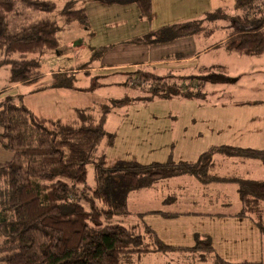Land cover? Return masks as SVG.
Returning a JSON list of instances; mask_svg holds the SVG:
<instances>
[{
  "label": "trees",
  "instance_id": "obj_1",
  "mask_svg": "<svg viewBox=\"0 0 264 264\" xmlns=\"http://www.w3.org/2000/svg\"><path fill=\"white\" fill-rule=\"evenodd\" d=\"M81 1L92 0H67L57 17L53 0H0V67H9L10 83L39 81L43 73L38 55L59 48L60 32L72 23L89 29L86 5H77ZM134 1L140 15L150 19L151 1ZM232 8L233 14L217 7L206 11L201 19L163 25L132 41L150 45L196 34L207 37L224 28L226 38L222 43L228 52L252 56L263 53L264 0H234ZM89 48L88 62L78 64V68H86L106 50ZM126 73L124 84L149 93L139 100L176 95L205 99L202 88L206 82L230 80L223 73L210 71L189 75V80L179 85L170 72L158 76L136 68ZM75 80V72H53L49 87L73 89ZM133 100L131 96L112 98L108 104H101L97 116L88 107L75 108V119L64 122L37 116L15 102L12 95L0 100V145L13 154L8 161L0 162V264H123L121 256L126 253L175 250L179 247L166 244L150 227L143 226L154 239V246L148 247L141 232L112 222V216L128 213V191L180 174L192 175L201 183L219 179L235 182L241 201L237 216L250 217L258 232L264 234V212L259 208L264 202V180L222 179L209 173L213 154L264 162V148L223 144L212 146L192 162L168 159L142 164L122 159L106 165L104 153L97 150L103 138L109 145L114 140V134L103 127L106 114ZM89 164L93 166V185L87 181ZM199 244L212 251L209 238L196 239L191 249ZM213 260V264H262L259 260L236 263L220 256Z\"/></svg>",
  "mask_w": 264,
  "mask_h": 264
},
{
  "label": "rangeland",
  "instance_id": "obj_2",
  "mask_svg": "<svg viewBox=\"0 0 264 264\" xmlns=\"http://www.w3.org/2000/svg\"><path fill=\"white\" fill-rule=\"evenodd\" d=\"M53 1L56 5V9L53 14L57 16L59 9L67 0ZM94 2H96V0L81 1L77 3V5L81 6L93 4L95 6ZM187 2L188 0H184V5ZM170 4L171 3L168 2V0L164 3L161 0H157L155 3V11L159 14L156 19L151 21V23L157 24L163 19L168 18V15L165 14L162 9L164 5H168L169 9H171ZM232 4L233 0H190V7L194 6L197 10L195 19L203 18V14L206 13V11L214 10L217 7H221L225 9L226 12L233 14L235 13V10L232 8ZM184 7L186 8L187 5ZM169 15L171 16L172 13ZM89 18L91 27L88 29V32L83 26H79L78 30L62 31L59 34V48L38 55L39 62H41L40 70L42 73L46 74L50 71L61 70V67H71L76 62L83 61L89 56V47L98 46L96 15H94L93 18L92 16H89ZM147 19L148 18L144 17L142 21L149 24ZM106 21L107 20L103 18L98 20L100 28L103 29L105 26H108L106 25ZM133 23H136V18H129V26L127 25V28L130 26L133 27ZM220 24L225 26L226 23ZM114 25L115 23L113 26ZM223 29H216L215 38L222 36L225 33ZM224 56H227V54H224ZM219 57L222 56L219 55ZM100 60L101 59L99 58L96 59L94 65L98 66ZM248 67L249 66L247 65V73L244 79H252L253 81H260L261 79H264L260 74L255 75L254 73L250 76ZM162 69L163 68L158 69L157 71H152L151 74L163 76L167 72ZM176 70L177 69L175 67H172L168 71L171 73V77H173L172 79L176 80L179 85L186 83L189 80V78H187L189 75L184 76L180 73L181 71ZM100 71L95 70L87 76H83L82 72H80L77 76L78 78L74 82L75 84L73 89L62 88V90H53L51 92L48 91L43 94H37L34 92L31 93L29 90L39 87L40 85H45L47 81H50V77L44 76L39 81L22 83L19 87L12 89V84L9 81L8 75L9 67L5 65L0 67V100H2L6 94H11L15 97V102L25 104L36 114L49 117L55 116L61 121H64L65 119L67 121H71L75 119L73 113L74 108L88 107L92 110V113L97 116L100 112L101 104H108L112 98H119L123 96H131L132 98H135V100L131 101L130 104L113 107L106 114L107 117L103 127L106 132L114 134V140L113 143L109 145L107 144V139L103 138L99 142L97 150L98 152L102 151L104 153L107 166H111L117 160L122 159H134L142 164L156 161L166 162L168 159L176 162L178 160L192 162L196 161L202 152L212 148V146L223 144L232 146L237 145L240 147L244 146L236 143L235 139H238V134L235 137L232 133L233 123L243 124L245 122L243 120V110L238 111L223 107L215 109V107L212 106H197L198 99H202H184L180 95L169 98L153 97L151 100H139V98L147 96L149 93L144 91L145 89L140 90L133 85L128 86L124 84V81L128 80L126 79L128 76L126 72L129 70L118 69L116 74L111 75H107L104 71H101L100 73ZM99 74H101V76H98ZM202 74L206 73L204 72ZM131 75L135 76L136 79L138 78L137 74ZM224 76L230 75L229 73H226ZM182 77H185V79ZM207 86L209 85H206V87ZM227 86L228 83L226 80H221L220 82L216 81L213 83L210 87L213 95H210L209 93L207 100L210 102V100L213 99L227 98ZM254 86H258V84H255ZM191 89H193V87H191ZM225 89L226 91H224ZM219 92L222 93L221 96L219 95ZM216 93L217 95L215 96ZM235 114L237 116H235ZM211 128L216 129L214 134L209 133ZM0 148V150H2L0 151V157H3V154H5L4 152H8L9 150H5L1 147V145ZM10 154H12L11 151ZM97 155L99 154L97 153ZM216 167L215 172H226L230 168H233L232 164L226 160L221 166ZM235 167H238L239 169L240 166ZM92 168V164L87 166V181L88 184L90 183L93 185ZM138 192V190H134L132 192L130 190L127 192V196L129 195L127 198L129 199L128 205L131 207V211L135 209H147L148 205H150L148 203H146V206L142 205L141 195ZM151 192L153 196L156 195L153 190H151ZM97 204L100 205L101 203L97 202ZM259 208L264 212V202H260ZM141 215L142 214L136 212L124 215H113L112 222L114 221L124 226L133 227L137 223H141L142 220H145L144 216ZM187 215L190 217V220L196 218V214L194 213ZM251 215L256 219L257 216L255 213L251 212ZM184 219L177 218L174 222H172L173 226L188 228L191 221H184ZM201 220L202 219L198 220L196 224L199 228L203 227V222L199 224ZM206 222L210 221L207 220ZM242 223L245 224L241 225L240 223L233 224L230 222H221L215 225L213 229H211V226L209 225V231H207V234L203 235L204 237L202 236L199 238V240H203L204 238L208 239V234L213 236L215 243L214 245L211 243V252L207 251L208 249H206V247L199 244L197 248H190V250L187 251L171 250L155 253L154 255L151 253L146 254L139 252L129 255L126 253L125 256H121V262H123V264H213L215 256L225 258L228 257V255H237L235 252L236 248L234 247L237 245L232 244L229 246L227 245L228 243L239 245L240 239H249L252 235H254L251 231H249L250 227L255 228L253 224L248 221H243ZM138 227L135 226L133 228H135L139 233L141 232L145 242L144 244H147V246L149 245L148 247H153L154 239L150 236V233L147 232V229L143 226ZM215 229L217 231H215ZM227 231L230 232V235L227 234ZM209 232H211V234ZM184 237L185 236L180 237V240ZM263 238H261L259 242L261 249L263 247L264 250ZM209 241L212 242L210 238ZM193 242L195 244L196 240ZM256 246L257 245H254V247H252V245L245 244L237 247L244 249V254L251 257ZM255 255L257 256L258 254ZM261 263L263 264V262Z\"/></svg>",
  "mask_w": 264,
  "mask_h": 264
},
{
  "label": "crops",
  "instance_id": "obj_3",
  "mask_svg": "<svg viewBox=\"0 0 264 264\" xmlns=\"http://www.w3.org/2000/svg\"><path fill=\"white\" fill-rule=\"evenodd\" d=\"M150 1L153 15L150 19H147L149 24L142 21L144 17L138 12L137 4L134 0H111L109 2H97L96 0V2H94L95 6L93 4H86L85 7L88 20H90L89 16L93 18V16L96 15L98 46L94 47H106L103 54L98 57L101 59L99 65H94L96 59H98L96 58L95 61L89 62L86 68H78V64L88 62L91 55V49L88 48L89 56L86 59L76 62L71 67H61L62 69L59 68L61 70L50 71L46 74L43 73L40 79L47 76L50 77V81H47L45 85H40L29 91H31V93L43 94L48 91L62 90V88L49 87L53 72L58 71L75 72L77 79L80 72H82L83 76H87L95 70H101L107 75H111L116 74L118 69L130 71L138 68L151 73L161 68L168 72L172 67H175L177 70L181 71V74L186 76L197 75L204 72L209 73L211 70H209V72H207V70L214 67V70H212L213 73H223L224 75L229 73L230 75L227 76L228 78L230 77V80L227 81L228 96L227 98L213 99L209 102V100H207L208 94L210 93V95H213L210 87L215 83L209 81L210 83L207 84L208 82H206L202 88L205 92V99H198L197 106H212L215 107V109L223 107L229 108L230 110H243V120L245 122L243 124L233 123L232 127V133L235 137L238 134V139H235L236 143L244 145L243 147L247 146L255 149L264 148V79L260 81L244 79L247 73V65L249 66L250 76L255 73V75L260 74L264 78V52L253 56L240 55L232 51L228 52L222 43L226 38V33L215 38V31L207 37L196 34L175 38L167 42L151 43L150 45L134 43L132 39L146 34L151 29H158L163 25H170L174 22L191 21L195 19L197 14L196 7H190V0L185 4L187 5L186 8L184 7V0H168V2L171 3V9H169L168 5H164L162 9V11L168 15V18L163 19L160 23L153 24L151 21L156 19L159 13L155 11V3L157 0ZM161 1L164 3L166 0ZM170 13H172L171 16L169 15ZM131 17L136 18V23H133V27L130 26L127 28L129 26V18ZM102 18L107 20L106 25H108L103 29L98 25V20ZM114 23L115 25L113 26ZM88 26L90 28L91 24L89 23ZM78 27L77 24L72 23L70 28L65 31L78 30ZM86 31L88 32V29H86ZM224 54H227V56H224ZM219 55L222 57H219ZM86 72H88V74ZM98 76H101V74ZM255 84H258V86H254ZM19 85H22V83L17 82L11 86L12 89H15L19 87ZM206 85L209 86L206 87ZM224 91H226V89ZM216 95L217 93L215 96ZM219 95L221 96L222 93L219 92ZM74 111L73 113L75 115ZM33 113L36 114L34 111ZM36 115L39 117L59 119L55 116ZM235 116L237 115L235 114ZM215 132L216 129L214 128H211L209 131L210 134H214ZM4 153L3 157H0L3 158L0 159V162H6V160H9L13 155L10 154V151ZM212 156L213 166L209 171L212 176L214 175L222 179L238 177L257 181L264 180V162L259 159H242L237 156H222L220 154H213ZM225 160L231 163L233 168H230L226 172H215L216 166H221ZM235 166L240 167L238 169V167ZM134 190L139 191L138 193L141 195L142 205L146 206V203L150 205H148L147 209L143 208L131 211V207L128 205L129 199H127L129 195H126L125 204L127 205L128 213L136 212L142 214L141 216H144L145 219L133 227H150L155 235L166 244L179 247L174 251L190 250L194 245L193 241L207 234L209 225L211 226L210 228L213 229L215 225L221 222H230L233 224L240 223L242 225L245 224L242 223L243 221H248L255 227L249 228V231L254 235L249 239H240L239 245L248 244L252 245V247L257 245L253 250L252 256L249 257L245 255L244 249L237 247L239 246L238 244L228 243L227 245L229 246L232 244L237 245L234 246L237 255H228V257L224 259L236 263L244 260H259L264 264V250L263 247L261 249L259 242L260 239L264 237V234L258 232L250 217L237 216L241 209V201L238 199L237 185L235 182L229 179H219L209 183H201L192 175L180 174L179 176L157 179L155 183L146 186V188ZM134 190H131V192ZM151 190L156 193L155 196L152 195ZM192 213L196 214V218L190 220L187 214ZM177 218H185L184 221H191L190 226L188 228L173 226L172 222ZM200 219L202 220L199 224L203 222L202 228L196 225L197 221ZM207 220L210 222H206ZM215 231L217 230L215 229ZM209 233L211 234V232ZM227 234L230 235V232L227 231ZM182 236L185 237L180 240ZM207 236H209L210 240H212V245H214V237L209 234ZM149 253L154 255L159 252L151 251L146 254ZM255 254L258 255L256 256Z\"/></svg>",
  "mask_w": 264,
  "mask_h": 264
}]
</instances>
